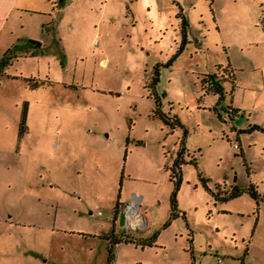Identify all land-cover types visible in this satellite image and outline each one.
<instances>
[{
    "label": "rangeland",
    "instance_id": "1",
    "mask_svg": "<svg viewBox=\"0 0 264 264\" xmlns=\"http://www.w3.org/2000/svg\"><path fill=\"white\" fill-rule=\"evenodd\" d=\"M259 3L65 0L26 15L16 33L40 40H14L0 69V264H264ZM217 183L258 196L215 200ZM136 194L149 223L108 261L114 208ZM142 230L153 244L135 243Z\"/></svg>",
    "mask_w": 264,
    "mask_h": 264
},
{
    "label": "trees",
    "instance_id": "2",
    "mask_svg": "<svg viewBox=\"0 0 264 264\" xmlns=\"http://www.w3.org/2000/svg\"><path fill=\"white\" fill-rule=\"evenodd\" d=\"M65 0H56L57 4H63ZM259 8H260V12H259V17H258V21H259V25L261 27V29L264 31V0H260L259 3ZM180 21H179V27H180V40L178 43V46L176 48L175 54H177L178 52H180L183 49V46L186 43V33H187V28H188V21L185 17V15L183 14V12L180 11L177 13L176 15ZM29 41L30 44H37L36 40H33L31 38L27 39ZM13 52V48H8L0 57V69L2 68L3 65L7 64L10 61L11 58V53ZM174 54V55H175ZM158 79V71H156V73L154 74V76L152 77L151 82L148 84L149 88L152 90L151 92H155L154 86L155 83ZM207 82V84H206ZM202 84L204 86V88L206 89V91H213V92H222V86L219 80L215 79L212 75L211 76H207V77H203L202 78ZM235 110H237V108H235ZM163 121H165L166 123H168L170 126L174 127L176 124H179L180 121L178 119V117L176 115L173 116H168V115H161ZM251 128H262L260 125L258 124H251L250 125ZM183 144V143H182ZM182 149H184V145H182ZM165 156H166V152H165ZM183 161V158L178 155L177 157H175L173 160H171L170 162H168L165 166L166 169L168 170V175H169V179L175 184L177 185L180 181L181 178V174H180V170H181V162ZM192 161L195 162V159H193ZM200 176V180L203 183V185L205 187H208L207 184V179L208 177L199 174ZM244 191L248 192L251 196L257 198V191L255 189V187L253 186V184H249L247 187H239L237 184H233L230 185L229 187H222L220 186L219 183L216 184V188L215 190H212V194L215 198V200H227L229 198L235 197L240 195L241 193H243ZM119 202L116 204L114 211L115 214L117 213V206H118ZM175 203H173L174 205ZM137 231V230H136ZM143 233V230L141 231V234ZM122 235H124V231L122 233ZM108 238V244H107V260L110 261L113 259L114 257V247L116 244L120 243L123 240V236H114L113 235V231H111V235H107L106 236ZM156 238V231H153L151 234L149 235H140L138 236L137 239H135V243L138 245L140 244L141 246L144 245H151L154 243ZM133 240V237L131 236H126L124 241H131Z\"/></svg>",
    "mask_w": 264,
    "mask_h": 264
},
{
    "label": "crops",
    "instance_id": "3",
    "mask_svg": "<svg viewBox=\"0 0 264 264\" xmlns=\"http://www.w3.org/2000/svg\"><path fill=\"white\" fill-rule=\"evenodd\" d=\"M61 5L63 4H57L56 0H0V53L7 50L9 48L8 46L12 44L14 40H27L29 38L36 41L40 40L39 37H36L32 34L20 36L19 33H16V30L17 28H19V26H24L26 22L29 21L28 19L30 16H26L27 14H53L55 12V9L60 8ZM34 19H36V24L38 22V24L41 25L45 20L43 16H38V18L36 17ZM165 152L166 151H164V154ZM139 196L141 200L142 195ZM123 204L124 203L121 202L118 204V211L116 214L115 211H113L111 231H113L114 236H123L122 233L120 235H117L115 233V226L120 225L118 223V215L119 211L122 209ZM141 205L148 221L146 205ZM122 231H124V228L122 229ZM142 235L146 234L142 233Z\"/></svg>",
    "mask_w": 264,
    "mask_h": 264
},
{
    "label": "built area",
    "instance_id": "4",
    "mask_svg": "<svg viewBox=\"0 0 264 264\" xmlns=\"http://www.w3.org/2000/svg\"><path fill=\"white\" fill-rule=\"evenodd\" d=\"M122 209L124 210V222L122 226L124 228L125 237L121 242L125 240L126 235L131 230L143 229L148 225L139 195L136 194L130 200L126 201Z\"/></svg>",
    "mask_w": 264,
    "mask_h": 264
},
{
    "label": "water",
    "instance_id": "5",
    "mask_svg": "<svg viewBox=\"0 0 264 264\" xmlns=\"http://www.w3.org/2000/svg\"><path fill=\"white\" fill-rule=\"evenodd\" d=\"M59 1H61V0H59ZM123 222H124V210L121 209V210L119 211V215H118V223H119L120 225H123Z\"/></svg>",
    "mask_w": 264,
    "mask_h": 264
}]
</instances>
